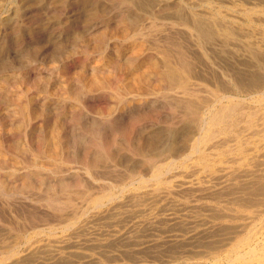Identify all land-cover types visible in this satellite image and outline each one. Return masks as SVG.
<instances>
[{
    "label": "bare ground",
    "instance_id": "obj_1",
    "mask_svg": "<svg viewBox=\"0 0 264 264\" xmlns=\"http://www.w3.org/2000/svg\"><path fill=\"white\" fill-rule=\"evenodd\" d=\"M125 1L127 6H129L128 3L134 4L133 0ZM158 2L165 3L163 1ZM181 3L183 2L181 1ZM151 4L153 3L151 2L150 5ZM119 5H122L120 1ZM184 5L183 3V6ZM130 6H132V4ZM154 6L155 3L150 7ZM131 8H133V6ZM118 9L123 11L124 8ZM169 9L172 8L169 7ZM189 9L187 10L189 13H176L177 16L179 15L177 17L179 20L170 21V15L167 16L166 14V16H160V12H158L159 14H155L156 12L154 9L155 13L149 18L151 24L149 23V26L146 28V25L142 26V22V24H139L137 19L131 17L130 19L127 14H124V16L121 15L122 17L119 15L122 18L121 26L123 25L124 30V36H122L123 38L121 39H124L123 41L128 43L130 52L136 56L142 55L143 43L155 37L153 33H157L158 31L160 33L163 29L165 24H163V26L159 25L158 20H160V23L169 21L168 24H171L170 29L174 37L170 36L169 41L170 46L172 45L174 50L171 55L167 54L166 59H164V67L159 71L161 73L160 80L163 79L170 88L169 86L166 88V85H163L166 88L165 91L167 89L168 91L163 94H161V92L160 94L168 102L173 113L178 112L181 116V118H179L182 120V128L180 127V130H174L175 132H180V138L173 143H170L172 142L170 140L169 144L165 142L167 144L166 147L161 146L162 148H158L156 145L151 147L152 143L149 142L151 140H148L147 137L138 133V125L144 120L141 116H133L129 119L130 121H122L117 127L109 130L102 127H89L87 133L93 137V141H88L89 146L87 147L85 145L86 148L83 150L78 160L86 169H91L90 171L95 168L99 169V167L107 164L108 161H115V152L118 148V142L124 140V148L131 151L135 157L141 158L138 163L132 165L129 174L125 172L132 177L126 176L129 177L130 180L132 179L131 182L128 185L122 184V186L124 185L123 189L118 192L104 190V188L108 186H102L100 188L90 187V189H87L85 192L84 189L82 192L78 190L81 185H83L81 176L79 182L82 181V183H80L81 185L78 186V189L75 187L74 189L71 187L72 185H70L72 183L65 181L62 183L60 182L59 185L58 183H53V185L49 186L48 191L51 190V193H54L52 189L55 190L60 188V191L63 192L62 197L58 196L59 194H56V192L54 194H49L42 199V205L44 210H47L48 213H52L53 216L56 215L59 218L58 221H60V223L58 224L57 222L58 227L56 226V228H61L62 235H54L55 232L53 231L46 239L42 238L39 244H28L27 246H25V244L26 250L24 251L20 250L19 240L17 242L16 239L0 238V264H117L120 260H122V262L124 261L123 263H125V260L130 261V263L135 262L132 264H264V76L254 75L252 77H244L245 79L243 78V80H237V77L233 78L232 75H229L226 79H228L229 83L233 85L235 89L233 87L230 88L231 85L228 88V82L224 83L222 80L220 81L218 79L214 81L208 80L211 85L208 91L205 89L207 95L204 94V96L201 92L202 89L200 91L199 87L194 88L198 86L199 83L194 81L192 84V79L200 80V78L197 72L195 73L193 57L191 58V56H189L191 53L189 54V50L187 49L189 47L186 45L187 42H182L179 39L188 37L193 43L196 40L197 47L200 48L199 52H204V54L208 56L207 53L209 54V52L205 50L204 44L207 43L206 45H208V43H215L218 37H220V39H226L225 41L233 39L235 33L224 25L214 23L215 15H211L210 17L207 16L209 17L208 22H205L207 18L205 15L195 14L198 9L195 12L192 8V12H190L191 10ZM258 13L264 16V7H261ZM120 20L121 19H119V21ZM170 29L168 30L170 31ZM129 30L131 32H129ZM112 33L113 31L111 34L109 33L110 36H113L114 33ZM166 40L167 39H165V41ZM195 45L193 47H196ZM216 48L219 50L220 47L216 46ZM222 48L223 47H221V49ZM227 48L225 49L227 50ZM256 49V52L264 56V49ZM148 52L146 51L145 53ZM222 52L225 51L223 50L220 53ZM124 54H126V51ZM150 56L151 53L148 57ZM124 58L126 59V57ZM216 63L217 61L214 64ZM118 64L120 63H117V65ZM124 65L126 64L124 63ZM206 65L209 64L206 63ZM219 66L221 67V64H219ZM259 66L261 70L264 69V62L261 61ZM209 67L210 65L208 68ZM220 67L217 65L218 69H220ZM113 68H115V66ZM133 69L135 68H130L123 75L119 73V78H117V74L116 77V75L112 73L116 79H108L109 84H112V87L116 88L115 90L119 93V91H121L120 89L123 88L122 85V88L119 89V86L121 87V85H119L120 83L125 84L124 86L127 89H133L136 84H141L143 86L150 82V77H148L147 73L141 72L140 70L141 73H138V70V72H135L136 69L135 71ZM226 70L229 69L227 68ZM240 70L242 71L243 68H240ZM247 71L249 72V70ZM218 72L223 73L222 69ZM259 73L262 72L260 71ZM90 74H92V72ZM156 74L158 75L159 73ZM209 74L211 73L209 72ZM241 74L239 76H241ZM130 75H132L131 82L126 83V78H124V76L129 77ZM217 77H219V75ZM81 78L83 79V77ZM122 78L124 79L122 80ZM203 78L206 77L203 76ZM163 80L162 82H164ZM105 81H107V79ZM202 81L206 80L202 79ZM89 84L92 86V89H94V87L104 84V78L93 76L89 80ZM104 87L106 88V86ZM104 87L98 88L104 89ZM163 89L161 91H163ZM123 90L124 88L122 92ZM142 90L144 89L140 88L139 91L142 92ZM147 90L149 91L150 89ZM148 91H146V93H148ZM117 92H115V95L120 94H116ZM129 93H132V91ZM160 94L157 95L159 96ZM150 97L153 98L152 96ZM16 101H18V99ZM141 102H144L142 98ZM148 102L149 100L146 103L148 104ZM29 103L18 106L20 116H24L25 113L27 115L29 110L33 113L31 108L32 105H29ZM18 104H21V102ZM124 114L125 113H123V115ZM31 116L33 115L31 114ZM46 119L48 118L46 117ZM46 119L45 121H47ZM173 122H175V120ZM16 126L19 125L17 124ZM52 126L49 125L48 129L46 127L47 133L43 132L40 134L38 141L39 147L32 152L33 154L31 155L33 157L28 161H26V157L23 158L24 160L18 162L29 164V167L31 166V168H29L31 169L30 171H26L27 168L24 169L25 167L23 168L24 170L21 173L22 178L20 179L22 184L19 187L15 184L17 177H19L17 176L18 174H16L19 168L16 167L17 169L15 170L13 164H10V169L8 170L12 184L9 185L0 178V200L10 203L15 194L20 193L25 195V193L33 191L36 187L39 188L37 184L41 185V189L42 184L45 185L46 183L43 169L47 170L46 172H48V174L50 173L55 176L62 174L63 171L66 173L70 171L66 169L68 167L63 168V164L65 163L63 161L64 159H62L63 155L65 158L69 153L65 154L66 149L69 150L67 142L64 141L67 133L65 128L62 129V125L55 124L54 126L56 127ZM9 130V134H12V125ZM175 135L174 133L168 134L171 139H173ZM11 141H13V139ZM160 145H162L161 142ZM10 147L12 148L13 146L10 145ZM61 149H63V151L60 152ZM11 156L13 162L21 158V155L17 154V152H13ZM135 157L133 156L132 158ZM0 166V168L3 167L2 164H0ZM147 166H149L148 177L146 176V172H148ZM108 168L106 167V169ZM72 170L75 171L74 169ZM90 171L88 174H91ZM76 172L75 176L77 175ZM102 172L104 171L102 170ZM109 173L105 175H109ZM125 173L123 172V174ZM31 174L36 178L37 184L30 180L33 178ZM96 174L95 172V175ZM89 175L88 177L91 179L95 178L93 174V176ZM86 176H84V178ZM60 177L61 176H59V178ZM74 178L76 179L77 177ZM101 178L102 177H100V179ZM20 180L18 181L20 182ZM93 181L97 183L95 179L92 180V182ZM103 181L102 184H104ZM111 184L113 185V183ZM112 187H108V189ZM116 188L118 187L116 186ZM81 189H83V186ZM123 192L125 193L121 197ZM43 195H45V192ZM75 195L79 198L81 196L85 203L79 200V202L81 201L83 204L79 203L81 205L78 206L76 202H74L77 200L74 198ZM32 196H34V194ZM28 198H30V196L26 199L28 200ZM32 198L34 199V197ZM39 205L41 204L39 203ZM50 227L55 228V226ZM14 228L15 230L18 229L16 226H14ZM4 230L6 229L0 231L2 232ZM41 234L38 231H34V235ZM4 235L9 236L6 233ZM9 237H11V235ZM28 242L30 243L29 240L26 243ZM101 256L106 258V263H104V259Z\"/></svg>",
    "mask_w": 264,
    "mask_h": 264
},
{
    "label": "rangeland",
    "instance_id": "obj_2",
    "mask_svg": "<svg viewBox=\"0 0 264 264\" xmlns=\"http://www.w3.org/2000/svg\"><path fill=\"white\" fill-rule=\"evenodd\" d=\"M119 1L124 6L119 5ZM124 1L125 0H0V143H2L0 144V164H2L3 166L2 168H0V171L3 169L0 172V178H2V181L7 182V184H12V180L8 172V170L10 169V164H13V168L15 170L19 168L17 169L18 173L16 174H18L17 176H19L20 178L17 177V181L22 178L21 173L24 169L27 168L26 171L31 170L29 169L31 168V166L29 167V164L24 163V165L18 162L24 160L23 158L27 157L26 161H28L31 157H33L31 155L33 154L32 152H34V150H37L39 147L38 141L40 134H42L43 132L47 133L48 131L46 130L49 128V125H62V129L65 128L67 136L64 141H66L67 145L69 146V150L66 149L65 151V154L69 152L68 155L65 156V158L64 155L62 156V159H64L63 161L65 163L63 164V168L68 167L66 169L70 170L69 172H67L68 174L63 171L62 174L55 176L50 173L48 174V172H46L47 170L43 169L44 176L46 177L45 182L48 183H45V185L42 184L41 189V185L37 184L36 178L33 174H31V177L33 178H31L30 180L36 183L39 188L36 187L34 189L35 191H29L25 193V195L20 193L15 194L13 200L10 203L0 200V230L6 229L2 232L0 231V238H11V240L16 239L17 242L19 240L20 242L18 243L20 244V250L22 251L26 250L25 246H27L28 244H39L42 238L46 239L48 235H50V233H52L53 231L55 232L54 235H62L61 228H56V226L60 223V221H58L59 218L56 215L53 216L52 213H48L47 210H44V207L42 205V199H44L49 194H54L56 192V194H59L58 196L62 197L63 192L60 191V188H57L55 190L52 189L54 193H51V190L48 191L49 186L53 185V183H58L59 185L60 182L62 183L65 181L68 183H72L70 184L72 185L71 187H75L76 189H78V186L81 185L80 183H82V181L79 182L82 177L83 185H81L80 189H78L82 192L84 189V192L87 189H90V187L100 188L102 186H114L115 188L117 186L119 188H116L117 190L114 187L109 189L108 187H105L104 190L118 192L123 189L124 185L122 186V184L128 185L131 182L132 179L130 180V178L132 177L127 174L131 172L132 165L138 163L141 158L137 156L135 157V155L131 151H128L127 148L125 149V142L122 139V142H118V148L115 152V161H108L107 164L99 167V169L95 168L94 170L90 171L91 169H86L85 166L78 160L79 156H81L86 146H89L88 141L91 142V140L93 139V137H91L87 133V129L89 127H102L109 130L117 127L118 124L122 121H130L129 119H131L133 116H141L145 121L143 120L139 123L138 133L147 137L148 140H151L149 141L150 143H152L151 147H153V145H156L158 148H162L161 146L166 147V143L169 144L170 141H172L170 143H173L180 138V132H175L174 130H180V127L182 128V120L180 119L181 116L178 112L173 113L170 105L161 95L164 92L168 91V89L166 91L165 89L168 88L169 85L163 79L160 80L161 73L159 72L164 67V59H166L167 54L171 55L174 50L172 45L170 46L169 38L170 36H174L171 33V24H168V22L170 20H179L177 19L179 15L177 16L176 13H189V11L187 10L190 7L194 12L198 9L196 12H199H195V14L205 15L206 17L215 15V19L213 21L214 23L224 25L233 30V33H235V37L233 39L225 41L226 39H220V37H218L215 43H208V45H206L207 43L204 44L205 50L209 52L210 55H212L210 56L207 53L209 58L204 54V52H199L200 48L197 47L198 45L196 40L193 43V41L191 39L189 40L188 37H184V39L178 38L182 42H187L186 45L190 47L187 48L189 50V54L191 53L189 56H191V58L193 57L192 59L194 62L195 73L197 72V75L201 80L200 82L199 79H192L191 83L193 84L194 81L199 83L198 86L194 87L193 85V87H199L200 91L202 89L201 92L203 96L204 94L207 95L206 93L210 89L209 87L211 84L209 81L218 79L220 81L222 80V82L224 83L228 82V86L225 84L224 85L229 88L231 84L229 83L228 79H226L229 77V75H232L233 78L237 77V80H243L244 77L247 78L254 75L261 77L264 76V69L261 70V68H259L261 61L264 62V56L261 55V53L256 52V48H260L262 50L264 49V16L258 13L260 12V8L264 7V0H133L134 4L128 3L129 6H127L126 1ZM158 1H163L165 3ZM181 1L185 4L184 6ZM151 2L153 4L150 5ZM154 3L155 6L150 7L153 6ZM161 3L164 5H162ZM131 4L133 8H131ZM117 7L124 9L122 11ZM169 7L172 9H169ZM191 8L189 10H191ZM154 9L156 13L154 12ZM192 10L190 12H192ZM158 12H160V14ZM154 13L159 14L160 16H166V14L167 16L170 15V19L165 23H160V20H158L159 25H166L163 26V29L161 30L162 32L160 31L159 33L158 31L157 33H153V36L155 37L150 40L148 39L149 41L144 42L145 44L143 43L141 56L133 55L128 48V43H126V41H123L124 39H121L123 38L122 36H124L123 25L121 26V17L124 16V14H127L129 18L131 17L137 19L139 21V24L143 23L142 26L146 25V28L149 26V23L151 24V20L149 18L152 17ZM119 15L122 16L120 17ZM209 17L206 18L205 22H208ZM119 19L121 20L119 21ZM168 29H170V31ZM112 31L114 34L112 33L113 36L111 35V37L110 34ZM101 32L103 35L101 34ZM129 32L131 31L129 30ZM116 36L119 38H117ZM165 39L167 40L165 41ZM193 44H196L195 46L199 49L193 47ZM215 45L217 47H220L219 50H217ZM221 47L229 48H227V50L225 48H222L225 51L222 52V54L220 53L221 51H223ZM124 50L126 51L127 55L124 54ZM146 51L149 52L145 53ZM150 53L151 56L148 57ZM198 55L201 57H199ZM123 56L126 57V59ZM226 60L228 61L225 62ZM216 61L217 63L214 64ZM123 62L126 65H124ZM240 62L242 65L240 64ZM113 63L115 68H113ZM117 63L120 64L117 65ZM206 63L210 65L209 68V65H206ZM219 64H221V67L219 66ZM217 65L218 67H220V69L217 68ZM130 68H135L136 71L135 69H133L135 72H138L140 70L141 72L147 73L148 77H150V82L147 84L148 86L136 84L133 89H127L124 86L125 84L120 83L119 85H121V87L119 86V89L122 88L123 85L124 90L122 92L123 88L120 89L121 91H119V94L115 90L116 88H113L112 84H109L108 79H116L117 75V78H119L120 74L123 75ZM227 68L229 70H226ZM240 68H243V70L241 71ZM221 69L223 73L218 72L219 70L221 71ZM233 69L235 72L233 71ZM258 69L262 73H259L260 71ZM247 70H249V72ZM140 71L138 73H141ZM91 72L92 74H90ZM209 72L211 74H209ZM112 73L115 75L117 74L116 77L113 76ZM156 73L159 74L157 75ZM87 74L89 75V77ZM240 74L241 76H239ZM106 75L108 78L106 77ZM218 75L219 77H217ZM93 76L104 78V84L98 85V87L106 86V88L104 87V89H99L96 86L94 87V89H92V86L89 84V80ZM203 76L206 78H203ZM81 77H83V79ZM124 78H126V83H130L132 75H130L129 77L124 76ZM124 78H122V80ZM106 79L108 82L105 81ZM202 79L206 81H202ZM162 80L164 82H162ZM107 83L110 85V87ZM163 85H166V88ZM88 86L91 88H89ZM145 86L148 88H146ZM232 87L233 85L230 86V88ZM140 88L144 90H142L141 92L139 91ZM134 89L139 90H137L136 92V90ZM147 89L150 90L148 91ZM162 89L163 91H161ZM114 91L119 95H115ZM131 91L132 93H129ZM146 91H148V93H146ZM157 94L160 95L158 96ZM150 96H152L153 98H151ZM141 98L142 101H144L143 103L141 102ZM17 99L18 101H16ZM148 100L149 102L147 104L146 102ZM20 102L21 104H18ZM26 103H29V105L31 104L33 106H31L33 113H31L29 110L27 112V115L25 113L24 116H20L18 112V106L22 104L24 105ZM123 113H125L124 115L126 117L123 115ZM31 114L33 116H31ZM175 114L179 115L176 116ZM46 117L48 119H46ZM44 118L47 121H45ZM173 119L175 120V122H173ZM171 121L173 124L171 123ZM17 124L19 126H16ZM11 125L13 126V132L12 134L10 133L12 136L9 134ZM167 127L171 129H168ZM25 133L27 138L25 136ZM84 133L87 135H85ZM167 133H174L176 135L173 136V139H171ZM12 139L13 141H11ZM160 142L162 143V145H160ZM10 145L13 147L11 148ZM61 151H63V149H61L60 152ZM13 152H17V154L21 155L22 159H16L15 162H13L11 156ZM133 156L135 158H132ZM105 166L109 168L106 169ZM148 167L149 166H147L148 172H146L147 177L149 173ZM72 169H74L75 171H73ZM102 170L104 172H102ZM89 171L91 172V174L89 173L90 175H94L92 176L95 177V181L99 179L97 183H94V181L92 182V180L94 179L88 177ZM71 172L74 173L72 174ZM75 172L77 174L76 176ZM95 172L97 173V176L95 175ZM123 172H126L127 174H123ZM108 173L109 175H105ZM59 176L61 177L59 178ZM84 176H86V180ZM126 176H129L130 178ZM74 177L77 178L75 179ZM100 177L102 178L100 179ZM88 178L91 180H89ZM111 180L115 182H112ZM17 181L15 184H17V186L19 187L22 184V181ZM89 181H91L92 183ZM102 181L104 184H102ZM110 181L111 183H113V185L110 183ZM105 183L110 184L107 185ZM85 184H87L88 186ZM82 186L83 189H81ZM37 188L39 191L37 190ZM56 190L58 191V193ZM44 192L45 195H43ZM124 193L125 192L122 193L121 197L124 195ZM33 194L34 196H32ZM27 195L30 196L28 200L26 199L28 197ZM75 196L74 198L77 199L78 202L77 200L74 202H76V204L80 206L81 204L79 203H82L84 199H82L80 195L79 196L81 199L77 197V195ZM32 197H34V199ZM29 199L33 200L30 201ZM37 199H39L41 202ZM79 200H81L82 202H79ZM39 203L41 205H39ZM83 203H85V201ZM36 204H38L39 206ZM14 226H16L18 229L15 230ZM50 226H55V228H51ZM34 231H38L40 234H42L34 235ZM5 233L9 236L11 235V237L5 236ZM28 240L30 241V243H26ZM101 257L104 259V263H106V258L103 256ZM123 262L122 260H120L117 264H126L127 262V264L135 263H130V261L128 260H125V263Z\"/></svg>",
    "mask_w": 264,
    "mask_h": 264
}]
</instances>
